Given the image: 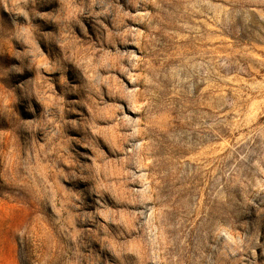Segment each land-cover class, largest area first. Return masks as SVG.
<instances>
[{
	"label": "rangeland",
	"instance_id": "1",
	"mask_svg": "<svg viewBox=\"0 0 264 264\" xmlns=\"http://www.w3.org/2000/svg\"><path fill=\"white\" fill-rule=\"evenodd\" d=\"M0 264H264V0H0Z\"/></svg>",
	"mask_w": 264,
	"mask_h": 264
}]
</instances>
